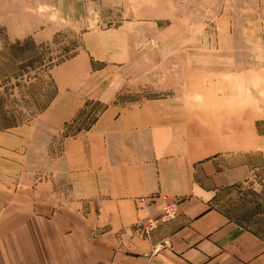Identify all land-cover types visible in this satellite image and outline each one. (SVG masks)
<instances>
[{
  "label": "crops",
  "instance_id": "crops-1",
  "mask_svg": "<svg viewBox=\"0 0 264 264\" xmlns=\"http://www.w3.org/2000/svg\"><path fill=\"white\" fill-rule=\"evenodd\" d=\"M50 10L41 0H0V39L50 34L31 28ZM130 58L125 29L86 32L77 54L51 68L46 108L0 131V264H264V239L214 207L221 189L247 175L242 154L229 153V138L209 122L229 112V96L209 107L194 95L120 105L115 69ZM88 101L105 108L51 158L53 135ZM172 201L177 218L143 233V211L157 218Z\"/></svg>",
  "mask_w": 264,
  "mask_h": 264
},
{
  "label": "rangeland",
  "instance_id": "rangeland-1",
  "mask_svg": "<svg viewBox=\"0 0 264 264\" xmlns=\"http://www.w3.org/2000/svg\"><path fill=\"white\" fill-rule=\"evenodd\" d=\"M41 2L52 3L53 10L35 20L39 26L29 20L24 25L50 34L31 29L33 35L19 40L5 34L0 39V131L28 124L46 108L55 95L51 68L77 54L86 32L125 29L131 58L115 69L123 84L115 103L177 96L191 102L194 95L206 97L209 107L229 96L223 103L229 112L209 122L229 138V153L242 154L247 175L221 189L214 207L264 239V0ZM7 28L15 27L2 30ZM238 93L245 94L239 104L233 99ZM238 105L244 116L231 114ZM104 108L86 102L53 135L50 157L63 153L66 139L89 129Z\"/></svg>",
  "mask_w": 264,
  "mask_h": 264
},
{
  "label": "built area",
  "instance_id": "built-area-1",
  "mask_svg": "<svg viewBox=\"0 0 264 264\" xmlns=\"http://www.w3.org/2000/svg\"><path fill=\"white\" fill-rule=\"evenodd\" d=\"M145 202L146 200L142 199L139 201V204H145ZM179 203L180 202L178 201L166 203L161 209V212L157 218L153 217L152 214L147 209H145L143 211L144 223L142 232L145 233L147 236H150L152 232H154L161 226L176 219L180 209Z\"/></svg>",
  "mask_w": 264,
  "mask_h": 264
},
{
  "label": "trees",
  "instance_id": "trees-1",
  "mask_svg": "<svg viewBox=\"0 0 264 264\" xmlns=\"http://www.w3.org/2000/svg\"><path fill=\"white\" fill-rule=\"evenodd\" d=\"M103 110H104V109H103ZM95 120H96V119H95ZM95 120H94V121H95ZM94 121H93V122H94ZM92 124H93V123H92ZM92 124H91V125H92Z\"/></svg>",
  "mask_w": 264,
  "mask_h": 264
}]
</instances>
